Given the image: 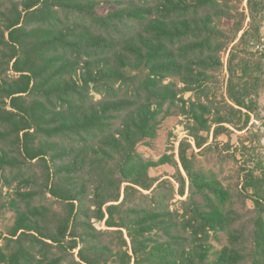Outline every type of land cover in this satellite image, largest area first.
I'll return each mask as SVG.
<instances>
[{"label": "trees", "instance_id": "16d2710c", "mask_svg": "<svg viewBox=\"0 0 264 264\" xmlns=\"http://www.w3.org/2000/svg\"><path fill=\"white\" fill-rule=\"evenodd\" d=\"M247 10L0 0V264H264L262 183L252 172L227 186L194 150L256 112L264 0ZM171 116L194 143L181 142L179 163L139 150ZM167 164L174 181L150 175Z\"/></svg>", "mask_w": 264, "mask_h": 264}, {"label": "rangeland", "instance_id": "374dc122", "mask_svg": "<svg viewBox=\"0 0 264 264\" xmlns=\"http://www.w3.org/2000/svg\"><path fill=\"white\" fill-rule=\"evenodd\" d=\"M233 5L239 8L240 12L248 13L247 0H233ZM104 8L100 9V12H104ZM249 22L247 19L246 25ZM228 29L231 24H224ZM261 34L264 40V18L261 23ZM264 49V42L256 47H252L251 51L258 52ZM228 52L223 53V61L227 62ZM220 85L217 87L215 97L217 106H223L227 102L226 98V83H227V70L224 69L220 73ZM191 94L186 95V99H189ZM257 103V109L255 114L251 115V120L246 128L242 131H238L234 128L226 126L227 130H223V133L214 138V129L212 133L202 134L205 138H209L208 144L211 148H203L204 150H198L194 147L195 154L197 156L198 164L206 170L216 173L220 180L225 185L236 189L237 184L242 190V182H246L244 178L248 173H254L257 177L256 181L262 183V191L264 195V87L260 88L257 95L254 98ZM226 101V102H225ZM188 125L185 117L171 116L168 117L162 124L156 140L152 146L147 147L141 145L139 150L158 161L165 155L175 157L174 159L179 163L178 153L179 147L183 140L188 138L185 127ZM192 146L193 141L189 140ZM192 151L190 150V153ZM181 169V167H179ZM182 170V169H181ZM178 168L172 165H161L158 168L152 169L150 175L155 178L171 179L176 177ZM183 172V170H182ZM184 173V172H183ZM242 181V182H241ZM254 193V189L249 191V195ZM262 203L261 214L264 219V198L260 199ZM249 209L255 208V203L250 199L247 202ZM6 221L3 223V229H5ZM97 227L105 229L104 224H97Z\"/></svg>", "mask_w": 264, "mask_h": 264}]
</instances>
